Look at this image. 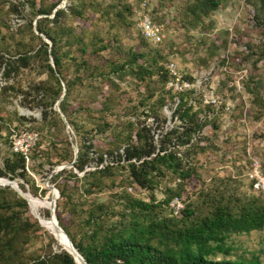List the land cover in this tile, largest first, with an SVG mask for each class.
<instances>
[{
	"label": "rangeland",
	"instance_id": "obj_1",
	"mask_svg": "<svg viewBox=\"0 0 264 264\" xmlns=\"http://www.w3.org/2000/svg\"><path fill=\"white\" fill-rule=\"evenodd\" d=\"M215 1L218 4L147 0L150 11L156 8L159 13L153 14L155 18L163 16L157 19L165 36L154 45L146 43L136 27L142 0H0V170L15 152L13 130L20 139L26 132L36 134L25 174L17 169L18 174L0 178L13 179L36 195L40 207L34 209L30 203L35 214L50 219L46 209L53 195L44 185L47 178L59 191L58 222L75 242L83 234L88 210L99 202L118 211L123 207L120 194L154 199L159 204L155 211L170 217L174 215L171 200L161 202L176 197L175 192L185 203L199 201V189L207 187L264 195V0ZM57 9L64 10L59 22L70 26L79 40L66 36L51 21ZM37 20L55 40L64 80L51 65L50 52L38 50L47 42L43 33L35 31ZM136 53L144 57L132 62ZM125 61L130 64L123 66ZM170 62L190 82L194 83L193 76L199 79L181 93L203 128L184 144L177 137L184 128L176 112L179 101L170 99L167 79L158 72ZM48 64L61 87L68 89L61 101L70 129L55 109L59 98ZM141 65L149 68L143 78L136 74ZM174 127L179 132L167 138ZM136 133L151 136L154 154L165 141L168 150L177 151L183 162L194 167L195 174L182 181L166 170L153 189L132 187L127 161L114 156L118 149L139 142ZM79 154L82 170L69 165ZM106 165L104 173L85 175ZM21 199L10 185H0V200L6 203L1 210L13 215L9 230L1 233L0 264H56L53 255L63 249L59 236L43 221L45 227L36 222L27 201L22 204ZM226 243L232 247L230 255L216 258L254 253L264 262V230L231 234Z\"/></svg>",
	"mask_w": 264,
	"mask_h": 264
},
{
	"label": "trees",
	"instance_id": "obj_2",
	"mask_svg": "<svg viewBox=\"0 0 264 264\" xmlns=\"http://www.w3.org/2000/svg\"><path fill=\"white\" fill-rule=\"evenodd\" d=\"M204 1L214 5L218 4L215 0ZM125 7L131 13L133 12L129 4H126ZM156 11V8L152 11L153 20L160 21L157 17L163 20L161 15L155 18L153 14H159ZM42 12L44 11L42 10ZM63 12L64 10L57 9L51 21L56 27L61 28L66 36L73 35V40H79V35L74 34L70 26H64L59 22ZM36 24L37 30L52 41L51 48L47 43L42 42L38 50L45 54L50 52L55 70L61 76L60 79L64 80L60 72L61 60L54 49L55 40L44 31L38 20ZM143 57V54L136 53L132 57V62ZM21 60H25V57H21ZM125 62L123 66L130 64V62ZM48 68L56 79V97L59 98L63 91V84L61 87V81L55 76L54 68L49 64ZM158 68V72H162L160 76L163 80L167 79L169 75L166 68L163 66ZM148 71L149 68L141 65L136 74L143 78ZM66 85L68 88L69 83ZM65 93H68V89L67 91L65 89ZM169 96L171 100L174 99L173 94H169ZM177 97L179 103L176 112L184 123V128L178 133V127H174L166 133V136L168 138L178 133L177 137L184 144L190 140L193 132L203 128V124L197 123L198 114L193 111L192 106L186 105L183 93L177 94ZM60 106L66 113L63 100L60 102ZM136 134L139 142L118 149L119 151L114 156L117 161L122 159L127 161V171L132 187L139 190L153 189L158 184L157 178L163 175L166 170L177 174L182 181L190 179L195 174L194 167L188 161L183 162L178 157L177 151L168 150L165 141H162L159 152L154 154L155 147L151 136ZM11 156L12 159H7L5 162V170H0V176L8 173L18 174L16 173L17 169H22L20 175H24V157L18 152H12ZM133 159L135 160L133 161ZM71 162L77 169H83L84 162L80 154L76 160ZM108 168L109 165H106L103 169L86 171L85 175L104 173ZM73 176L76 177V174ZM115 188H118L117 185ZM174 194V196L180 195L179 192ZM60 195H63L62 191H60ZM172 197L164 198L161 203L168 204ZM198 197L199 201L185 203L179 196L184 206L178 215L171 217L160 215L155 211L159 204L155 203L154 199L144 201L134 198L128 193L117 196L123 204L122 209L118 211L110 210L104 203L98 202L88 210L83 234L77 242L68 229L62 224L59 225L69 235L73 245L87 264H264L254 253H251L250 257L238 259L216 258L217 254L230 255L232 247L226 243V239L231 234L264 230V195L237 194L229 191L226 187L223 189L207 187L199 189ZM24 199H21L22 204H26L27 199H25L26 201ZM34 201L39 208L40 203L35 199ZM4 204L6 203L0 200V238L2 232L9 230L13 217V215L3 214L1 209ZM27 204L29 206L28 201ZM29 210L31 213L30 206ZM48 212L49 214L46 216L50 217V211L48 210ZM31 215L36 222L45 227L38 218L32 213ZM113 217H117V219H111ZM53 259L56 264H76L73 257L64 249L55 253Z\"/></svg>",
	"mask_w": 264,
	"mask_h": 264
},
{
	"label": "built area",
	"instance_id": "obj_3",
	"mask_svg": "<svg viewBox=\"0 0 264 264\" xmlns=\"http://www.w3.org/2000/svg\"><path fill=\"white\" fill-rule=\"evenodd\" d=\"M136 27L138 29L141 37L150 44L157 45L161 43L165 36V30L163 24L153 20L152 12L147 7V0H142L140 11H138V16L136 18ZM166 70L169 77L166 80L165 87L167 90L171 91L174 95L176 104L179 99L177 94L184 92L187 89H191L195 84L199 83V79L195 76L194 83L185 79L183 75L176 69L173 62L166 64ZM212 96H210L211 98ZM205 102H208L206 100ZM12 143L15 152L23 154L26 162H28V151L32 144H34L36 139V134L34 133H23L24 139H20L18 134L13 130ZM131 190V187H128ZM170 206L172 208V213L178 215L183 208V201L179 197H174L170 201Z\"/></svg>",
	"mask_w": 264,
	"mask_h": 264
},
{
	"label": "water",
	"instance_id": "obj_4",
	"mask_svg": "<svg viewBox=\"0 0 264 264\" xmlns=\"http://www.w3.org/2000/svg\"><path fill=\"white\" fill-rule=\"evenodd\" d=\"M35 31L37 33L38 30L35 28ZM42 37H43V40L46 41L47 43H49V40L48 38H46L43 34H40ZM50 63L52 66H54V61L52 59V57L50 56ZM65 95V87L63 86V91H62V94L61 96L59 97V99L56 101V105H55V109L60 113L61 117H62V120L64 121L66 127L68 129H70V125L65 117V115L63 114L62 112V109L60 108L59 106V102L61 101V99L63 98V96ZM78 151V147H77V144L74 145V154L76 156V153ZM70 166L73 165V162L69 163ZM59 168H57L56 170H58ZM53 171V173L56 172ZM0 185H10L13 189H15V191H19L20 190V186L19 184L17 183V181L13 180V179H10L8 177H5V178H0ZM44 185L46 188H49L51 189L54 193H55V197L52 198L51 200V203H52V209H51V212L53 214V218H54V223H55V226L56 228L62 233V235L65 237L66 241H67V246H63V249L66 250L74 259L75 263L76 264H87L85 259L83 258V256L78 252V250L75 248V246L73 245L69 235L64 231V229L59 225V222H58V219H57V216H56V212H55V206H56V198H58L59 196V191L57 190V188H55L52 184L49 183V179L47 178L44 182ZM24 198V197H23Z\"/></svg>",
	"mask_w": 264,
	"mask_h": 264
},
{
	"label": "bare ground",
	"instance_id": "obj_5",
	"mask_svg": "<svg viewBox=\"0 0 264 264\" xmlns=\"http://www.w3.org/2000/svg\"><path fill=\"white\" fill-rule=\"evenodd\" d=\"M48 189H49V188H48ZM49 190L51 191V193H52V195H53V198H54V197H55V193H54L51 189H49ZM18 193H19L22 197H24L25 199H27V201H28V203H29V206H30V209H31L32 206H33L34 209H38V206H37V204H36L35 201H34V199L37 200V198H36L31 192H29V191H25V190H23V189L20 188V190L18 191ZM29 200H30V202H29ZM51 200H52V198H51ZM37 201H38V200H37ZM38 202H39V201H38ZM30 203H31L32 206L30 205ZM48 204H49L48 210L51 212V209H52V203L49 202ZM47 206H48V205H47ZM55 207H56V206H55ZM34 212H35V211H34ZM34 212H33L32 209H31V213H32L36 218H38L40 222L43 221L53 233H55L56 235L59 236V239H60L61 245L67 246V241H66L65 237L62 235V233H61V232L56 228V226H55L54 218H53V214L50 213V219H46L45 217H43L42 215L38 214L37 212H36L37 214H35ZM55 238H56V237H55Z\"/></svg>",
	"mask_w": 264,
	"mask_h": 264
}]
</instances>
